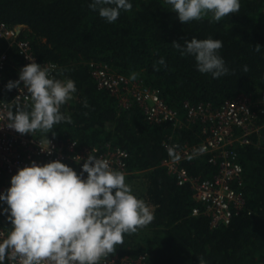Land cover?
<instances>
[{
  "label": "trees",
  "instance_id": "16d2710c",
  "mask_svg": "<svg viewBox=\"0 0 264 264\" xmlns=\"http://www.w3.org/2000/svg\"><path fill=\"white\" fill-rule=\"evenodd\" d=\"M131 2V11L122 12L110 24L89 9V0H0V20L11 27L22 25L20 37L30 42L37 59L54 63V77L71 79L77 88L61 108L71 123L32 135L70 137L99 150L109 142L126 151L130 171L126 183L153 208L155 218L135 233L125 234L110 254L144 255L148 264H200L201 258L206 264H264V128L250 136V143L234 145L243 167L238 190L245 208L228 224L212 227L206 215H193L192 208L201 210V206L191 186L178 185L160 164L170 155L169 144L184 148L206 136L205 122L198 117L187 120L185 103L217 109L226 99L245 94L255 100L264 92V0H241L239 12L219 22L209 14L186 24L165 0ZM209 37L223 42L220 55L229 68L228 74L216 79L200 73L194 59L182 56L173 45ZM0 49L7 55L0 99L8 101L14 89L6 91L4 86L14 81L22 58L3 39ZM161 58L165 65L158 63ZM102 66L140 79L155 90L177 112L181 124L151 122L136 103L123 107L115 94L97 86L92 72ZM30 106L31 102H14L10 108ZM258 121L264 122V112H259ZM207 157L188 158L182 165L192 176L210 178L217 166ZM3 220L6 216L0 215V225Z\"/></svg>",
  "mask_w": 264,
  "mask_h": 264
},
{
  "label": "clouds",
  "instance_id": "9594fccd",
  "mask_svg": "<svg viewBox=\"0 0 264 264\" xmlns=\"http://www.w3.org/2000/svg\"><path fill=\"white\" fill-rule=\"evenodd\" d=\"M165 3L182 24L209 14L219 22L241 8V0ZM88 7L111 24L122 12L131 11L132 2L89 0ZM173 45L182 56L192 57L202 74L216 79L229 73L220 55L221 40L192 38L183 45L175 41ZM255 49L259 51L260 46ZM27 58L30 62L20 69L18 79L8 81L4 87L6 91L26 90L31 106L0 113L9 122L6 127L30 135L52 132L62 122L71 123L61 108L77 92L75 82L56 79L47 67ZM158 63L165 65L163 58ZM243 70L247 72V66ZM45 139L46 151L51 154V142ZM168 151L176 155L175 148ZM0 205V215L11 224V230L0 239V264L6 260L10 264H101L123 243L125 234L135 233L155 218L153 208L133 194L124 173L115 170L108 159L94 155H87L79 173L59 160L31 162L11 176L10 186L0 192ZM200 264H206L203 258Z\"/></svg>",
  "mask_w": 264,
  "mask_h": 264
},
{
  "label": "built area",
  "instance_id": "2783aa9c",
  "mask_svg": "<svg viewBox=\"0 0 264 264\" xmlns=\"http://www.w3.org/2000/svg\"><path fill=\"white\" fill-rule=\"evenodd\" d=\"M19 26L11 27L0 20V39L5 40L7 46H15L22 58L14 81L18 79L20 69L30 62L27 57H32L36 63L47 67L54 77L57 66L52 62L37 59L32 52L30 42L20 37L23 26L21 25V29ZM6 59V52L0 49V83L2 82L1 69ZM92 74L97 86L115 94L123 107L136 103L151 122L181 124L177 112L168 107L155 90L144 86L140 79H132L121 73H112L105 66L96 67ZM14 102L25 105L31 102V98L26 90L21 92L14 89L10 100L0 99V113H6ZM184 106L187 109V120L192 121L198 117L206 123V126H203L206 136L202 141L184 148L178 147L175 143L169 144L168 148H175L176 155L167 156L160 164L174 175L178 185L189 184L191 186L194 197L201 206V210L196 206L192 208L193 215L199 213L206 215L212 227L228 224L234 214H238L245 208L244 198L238 190L243 182V167L238 160L234 145L250 143V136L253 133L259 134L264 128V122L258 123L259 112H264V92L255 100L245 94L226 99L217 109H211L202 104L189 106L185 103ZM8 123L0 116V192L10 186V178L16 174L18 169L29 166L33 161L37 164H45L59 160L79 173L87 155H94L108 159L111 166L123 172L125 176L130 174L126 164L127 153L119 146H112L107 142L99 150L92 146L80 145L70 137L21 135L7 128ZM45 137L51 142V154L46 151L48 144ZM202 155L208 156L207 161L217 166L216 173L210 178L192 176L182 165L185 159ZM2 223L4 224L0 225V239H3L11 230L10 221L6 219ZM5 264H10V262L6 260ZM101 264L148 263L144 255L134 258L109 254L102 259Z\"/></svg>",
  "mask_w": 264,
  "mask_h": 264
},
{
  "label": "water",
  "instance_id": "95a60500",
  "mask_svg": "<svg viewBox=\"0 0 264 264\" xmlns=\"http://www.w3.org/2000/svg\"><path fill=\"white\" fill-rule=\"evenodd\" d=\"M20 27H21V25L19 26V29H21Z\"/></svg>",
  "mask_w": 264,
  "mask_h": 264
},
{
  "label": "rangeland",
  "instance_id": "374dc122",
  "mask_svg": "<svg viewBox=\"0 0 264 264\" xmlns=\"http://www.w3.org/2000/svg\"><path fill=\"white\" fill-rule=\"evenodd\" d=\"M2 206V205H1ZM3 207H6V206H3Z\"/></svg>",
  "mask_w": 264,
  "mask_h": 264
}]
</instances>
